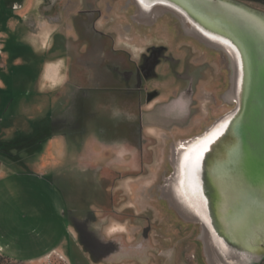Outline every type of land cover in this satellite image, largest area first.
Instances as JSON below:
<instances>
[{
  "label": "rangeland",
  "instance_id": "rangeland-1",
  "mask_svg": "<svg viewBox=\"0 0 264 264\" xmlns=\"http://www.w3.org/2000/svg\"><path fill=\"white\" fill-rule=\"evenodd\" d=\"M33 1L22 0L21 10L7 12L0 2V34L4 35H0V143H13L6 151L8 156L0 155V264H208L199 225L182 220L163 199L162 190L172 173V147L202 134L234 108L227 100L232 74L229 58L197 40L169 41L165 25L171 16H162L161 11L153 12L154 19L161 17L151 31H129L143 38L133 44L134 52L150 45L167 46L168 54L179 60L176 72L180 76L196 69L194 96L173 130L176 137L171 138L172 128L156 132L162 150L143 172V181L116 184L129 197L126 203H117L119 210L124 204L132 209L116 220L95 218L90 231L85 232L91 244L86 246L77 229L79 216L95 209L101 202L97 197L111 196L105 182L100 188L98 182H86L97 169L87 167L90 152L86 139L93 134L106 145L128 139L120 132L119 115L95 110L97 102H107L110 94L85 92L87 98L80 100L86 101L91 111L85 119L84 135L68 138L66 149H55L53 144L48 151L43 139L54 131L48 130L49 116L66 120L71 113L63 97L49 109L47 99L36 95L31 50L21 41L23 33L12 32L19 18L29 16L28 6ZM136 14L134 11L133 16ZM174 29L175 34L186 35L182 27L180 32L177 26ZM167 67L166 63L160 65L159 79L149 86L163 99L173 88ZM133 129L131 141L135 142L138 122Z\"/></svg>",
  "mask_w": 264,
  "mask_h": 264
},
{
  "label": "water",
  "instance_id": "water-1",
  "mask_svg": "<svg viewBox=\"0 0 264 264\" xmlns=\"http://www.w3.org/2000/svg\"><path fill=\"white\" fill-rule=\"evenodd\" d=\"M132 1L139 9L144 3L148 15L175 16L187 36L231 62L228 94L236 99L234 108L202 134L183 140L189 143L177 158L180 141L172 147V173L162 197L182 220L199 225L208 264H259L264 260V12L238 0Z\"/></svg>",
  "mask_w": 264,
  "mask_h": 264
},
{
  "label": "flooded vegetation",
  "instance_id": "flooded-vegetation-1",
  "mask_svg": "<svg viewBox=\"0 0 264 264\" xmlns=\"http://www.w3.org/2000/svg\"><path fill=\"white\" fill-rule=\"evenodd\" d=\"M0 2L7 12L15 8L14 4L20 5L22 0ZM40 5L41 8H49L46 14L52 17L58 12L63 13L68 17L66 22L69 27V30H66L67 27L63 28L66 30L63 34L54 33L51 39L52 47L61 46L63 54L69 59V79L62 96L71 115L67 113L66 120L57 118L49 121L48 130L53 129L55 132L48 135H84L85 119L91 109L86 101L83 103L80 99L87 98L83 94L85 92L104 91L110 94L109 99L107 102L98 101L95 110H110L119 115L120 132L128 139V142L112 144L125 150L126 160L122 159L120 162L117 159V163L101 170L95 169L93 177L86 180L98 182L99 188L101 182H105L111 194L109 198L97 197L101 202L95 209L83 211L81 213L84 216H79L77 229L82 243L90 246V238L85 232L90 231L95 218L116 220L125 215L127 209H132L124 204L119 210L117 203H126L129 197L116 184L143 181V172L149 170V166H152L155 158L158 159L162 150L156 143V132L172 128L171 138L176 137L177 132L173 130L177 129V123L188 112L194 96L193 83L197 71L194 69V73L180 76L176 72L179 60L168 54L167 46L150 45L143 50L133 51V44L140 43L143 38L133 36L129 31L133 28L151 31L161 15H166L161 14L156 20L153 18L154 11L148 15L145 9H139L132 0H40ZM134 11L137 12L135 16ZM169 15L171 17L167 18L168 23L165 25V30L170 34L168 40L174 43L180 40L195 43V39L173 32L175 26L180 32V23L175 16ZM53 21L56 19L53 18ZM159 30L160 27L157 31ZM165 63L172 75L173 88H170L169 96L163 99L158 97L156 89H150L149 86L150 82L159 79L157 70ZM163 75L169 74L164 72ZM77 100L80 102L76 103ZM134 122H138V139L132 142Z\"/></svg>",
  "mask_w": 264,
  "mask_h": 264
},
{
  "label": "crops",
  "instance_id": "crops-1",
  "mask_svg": "<svg viewBox=\"0 0 264 264\" xmlns=\"http://www.w3.org/2000/svg\"><path fill=\"white\" fill-rule=\"evenodd\" d=\"M33 2L35 3V0ZM36 2V4L33 3L35 5L34 7H32V2L29 4V16L19 18V25L15 27L12 32L15 34L18 32L20 34L23 33V35H21V41L30 48L31 56L34 59L33 65L37 73L33 82L36 95L44 100L47 99L50 109L51 104L63 97L62 95L69 79L68 56L63 54L61 46L56 47L54 45V47H52L53 42L51 36L54 33L63 34L66 30H69L68 23L66 22L68 17L61 12H58L57 15L53 17L47 15L46 11L49 8H41L40 0H36ZM250 3L255 8L264 10V0H251ZM14 5H16L15 9H13L14 11L22 9L21 4ZM53 18H55L56 21H53ZM6 19V27L9 29V26H7L8 18ZM65 27H67L66 30L63 29ZM0 35L1 37L4 36L2 34ZM25 105L31 106L32 103L31 105ZM48 119L49 121L55 120L54 117L51 116H49ZM68 138L76 137H66L62 134L48 135L45 140L48 151L50 152L53 144L55 149H66L65 142H67ZM86 145L90 152L87 161V167L89 169L104 168L113 163H117V159H119L120 162L122 159H127L125 150L112 144L106 145L93 134L86 139Z\"/></svg>",
  "mask_w": 264,
  "mask_h": 264
},
{
  "label": "bare ground",
  "instance_id": "bare-ground-1",
  "mask_svg": "<svg viewBox=\"0 0 264 264\" xmlns=\"http://www.w3.org/2000/svg\"><path fill=\"white\" fill-rule=\"evenodd\" d=\"M143 3V2H142ZM143 8L145 9L146 7H145V4L143 3ZM228 55H231L230 54V52L228 51V50H226L225 51ZM233 94L231 93V94H227V100H229L230 102H235L236 101V99H235V97L233 96ZM189 143V141H187V142H185V141H181V142H179L177 145H176V147H175V153H176V158H177V156L181 153V151L182 150H184L185 148H186V145ZM177 161H178V159H177ZM179 182H182L181 181V179L179 180ZM184 182V181H183ZM175 189L174 190H176V193H175V196H179V194H178V191H177V188L176 187H174ZM181 194V193H180ZM180 197V196H179ZM181 198V197H180ZM181 200H182V198H181ZM184 201V200H183ZM184 204L188 207V208H192L191 210L195 213V214H197V215H200V213L197 211V209L195 210L193 207H191L192 205L191 204H189L188 202H186V201H184ZM198 205H199V203H198ZM200 206V205H199ZM196 215V216H197ZM201 216V215H200Z\"/></svg>",
  "mask_w": 264,
  "mask_h": 264
},
{
  "label": "trees",
  "instance_id": "trees-1",
  "mask_svg": "<svg viewBox=\"0 0 264 264\" xmlns=\"http://www.w3.org/2000/svg\"><path fill=\"white\" fill-rule=\"evenodd\" d=\"M46 139L44 138L43 141H45ZM13 145V143H0V155L2 156H8L6 154V151L9 149V147H11ZM38 147V146H37ZM36 147V148H37Z\"/></svg>",
  "mask_w": 264,
  "mask_h": 264
}]
</instances>
